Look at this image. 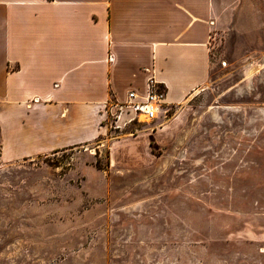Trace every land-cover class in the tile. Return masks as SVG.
Returning a JSON list of instances; mask_svg holds the SVG:
<instances>
[{
    "label": "rangeland",
    "instance_id": "374dc122",
    "mask_svg": "<svg viewBox=\"0 0 264 264\" xmlns=\"http://www.w3.org/2000/svg\"><path fill=\"white\" fill-rule=\"evenodd\" d=\"M213 4L208 76L166 105L153 165L108 163L111 138L157 128L143 116L29 157L0 143V264H264V0Z\"/></svg>",
    "mask_w": 264,
    "mask_h": 264
},
{
    "label": "crops",
    "instance_id": "0c3cea01",
    "mask_svg": "<svg viewBox=\"0 0 264 264\" xmlns=\"http://www.w3.org/2000/svg\"><path fill=\"white\" fill-rule=\"evenodd\" d=\"M213 17V0H0L4 158L103 139L108 99L149 78L164 84L165 106L180 104L208 76ZM179 116L111 138L109 165H153L152 143L170 140Z\"/></svg>",
    "mask_w": 264,
    "mask_h": 264
},
{
    "label": "built area",
    "instance_id": "2783aa9c",
    "mask_svg": "<svg viewBox=\"0 0 264 264\" xmlns=\"http://www.w3.org/2000/svg\"><path fill=\"white\" fill-rule=\"evenodd\" d=\"M164 97V84L149 78L144 90L139 91L135 88H130L127 90L123 100H113L111 102L115 110L110 113L112 116L110 125L116 129L131 121L138 120L140 116L151 122L161 112L163 116L166 115L167 109ZM123 114L124 116H121Z\"/></svg>",
    "mask_w": 264,
    "mask_h": 264
},
{
    "label": "bare ground",
    "instance_id": "6f19581e",
    "mask_svg": "<svg viewBox=\"0 0 264 264\" xmlns=\"http://www.w3.org/2000/svg\"><path fill=\"white\" fill-rule=\"evenodd\" d=\"M251 71H252V65L247 64V66H246V68H245V75H247V78H248V79H249V77H250V73H251ZM121 116H124V114L121 115Z\"/></svg>",
    "mask_w": 264,
    "mask_h": 264
}]
</instances>
